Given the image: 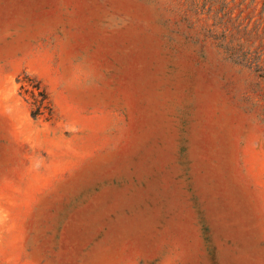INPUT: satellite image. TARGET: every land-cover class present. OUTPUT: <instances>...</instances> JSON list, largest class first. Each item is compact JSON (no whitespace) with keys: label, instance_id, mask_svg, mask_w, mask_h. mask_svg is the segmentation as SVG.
Wrapping results in <instances>:
<instances>
[{"label":"rangeland","instance_id":"374dc122","mask_svg":"<svg viewBox=\"0 0 264 264\" xmlns=\"http://www.w3.org/2000/svg\"><path fill=\"white\" fill-rule=\"evenodd\" d=\"M0 264H264V0H0Z\"/></svg>","mask_w":264,"mask_h":264},{"label":"trees","instance_id":"16d2710c","mask_svg":"<svg viewBox=\"0 0 264 264\" xmlns=\"http://www.w3.org/2000/svg\"><path fill=\"white\" fill-rule=\"evenodd\" d=\"M21 89H23V86L21 87ZM25 92L26 94L29 95L30 105L33 108L31 115L34 119L44 114L51 115L52 113L51 103L44 89L40 87L39 82H37L36 86L32 87L30 91L26 89Z\"/></svg>","mask_w":264,"mask_h":264}]
</instances>
